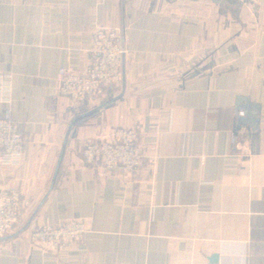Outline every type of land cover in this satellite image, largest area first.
Here are the masks:
<instances>
[{"label": "crops", "instance_id": "crops-1", "mask_svg": "<svg viewBox=\"0 0 264 264\" xmlns=\"http://www.w3.org/2000/svg\"><path fill=\"white\" fill-rule=\"evenodd\" d=\"M100 26L126 50L119 86L60 96ZM0 75L29 140L0 166L22 193L0 264H264V0H0ZM121 127L142 164L97 175L83 149ZM69 218L92 220L69 250L31 240Z\"/></svg>", "mask_w": 264, "mask_h": 264}, {"label": "built area", "instance_id": "built-area-1", "mask_svg": "<svg viewBox=\"0 0 264 264\" xmlns=\"http://www.w3.org/2000/svg\"><path fill=\"white\" fill-rule=\"evenodd\" d=\"M126 50L116 28L100 26L92 33L88 65L83 73L65 69L57 71L60 96L76 102L100 97L104 91L119 86L122 78V59ZM11 101L9 75H0V103L6 107L0 115V166H18L29 149V140L21 124L12 118L8 105ZM140 132L135 128H116L110 141L90 143L83 149L86 162L94 164L97 175L114 169L136 170L143 161L139 146ZM238 152L250 153L248 146ZM22 193L18 189H0V239L20 220ZM90 218H69L57 224L46 223L30 233V238L43 252L63 253L88 233Z\"/></svg>", "mask_w": 264, "mask_h": 264}]
</instances>
